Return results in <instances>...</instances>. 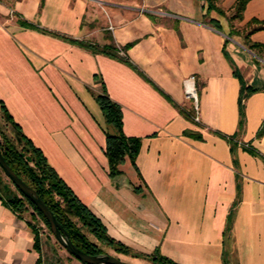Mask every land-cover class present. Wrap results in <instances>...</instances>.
I'll return each mask as SVG.
<instances>
[{
	"label": "crops",
	"instance_id": "crops-1",
	"mask_svg": "<svg viewBox=\"0 0 264 264\" xmlns=\"http://www.w3.org/2000/svg\"><path fill=\"white\" fill-rule=\"evenodd\" d=\"M89 1L0 0V99L115 239L182 264H224L225 252L230 264H264V157L249 148L264 154V55L230 35L217 11L220 27L209 22L201 0H97L104 27ZM20 17L79 39H112L132 65ZM252 18L264 21V0H249L239 24ZM251 39L264 44V28ZM96 74L121 104L124 132L141 138L114 175ZM241 79L259 88L242 105ZM189 83L200 121L180 109L193 105ZM35 233L0 191V264H46L48 238L38 248Z\"/></svg>",
	"mask_w": 264,
	"mask_h": 264
},
{
	"label": "trees",
	"instance_id": "trees-1",
	"mask_svg": "<svg viewBox=\"0 0 264 264\" xmlns=\"http://www.w3.org/2000/svg\"><path fill=\"white\" fill-rule=\"evenodd\" d=\"M201 1L203 4H207V17L212 9H216L221 13H226L225 8L218 4L219 0ZM248 1L249 0H236L232 6V10L234 11L230 15L229 20L242 19L243 11ZM19 21L23 26L36 28L54 36L67 39L81 46L90 48L93 52H103L129 62L132 65L131 60L127 56L120 53L121 48L112 39L108 43L100 44L90 40L75 38L65 33L49 29L45 26H40L35 22L21 17L19 18ZM208 21L218 27L221 25L220 22L213 17L208 18ZM230 24L232 23L230 22ZM260 28H264V21L252 18L245 28L235 29L233 26V28L230 29L229 34L242 36L243 42L249 48L255 50L259 55L263 56L264 44L251 39L252 32ZM95 81L99 84V89L93 94L105 115V132L107 137L105 152L109 158L110 173L111 175H114L121 171L119 164L126 157H129L132 160L135 159L140 148L141 138L138 136H129L124 132L121 104L111 98L101 75L96 74ZM241 83L242 86L239 98L242 105V102L251 93L257 91L259 88H256L251 84H247L244 79H241ZM0 108L2 117L10 121L15 129V133L13 135H8L3 132L0 127V147L5 159L24 180H26L39 192L40 196L53 209L57 218L67 228L75 244L91 254L107 252L104 248V246H107L117 252L145 257L151 260L152 264H182L172 260L166 255L161 254L159 249H156L151 253L137 251L111 236L104 222L81 200L72 187L50 164L41 148L34 144L32 139L23 131L20 124L13 118L11 112L7 109L1 99ZM180 109L186 117L193 119V111L190 107L183 106L180 107ZM241 114H244L242 106ZM263 133L264 120L257 135L261 136ZM219 134L229 140L234 138V134L227 135L223 132H219ZM249 148L253 153L264 157V154H261L258 150L253 147ZM15 189L16 190H13L8 183H0V191L7 201L19 213L24 215V212H26L29 207H32L48 223L36 204L28 196L21 192L17 186H15ZM33 227L36 232L35 244L36 247L40 248L41 236L39 234V230L34 224ZM89 233L94 235L97 240L91 238ZM223 259L224 264H230L229 257L226 252ZM38 264H41V262Z\"/></svg>",
	"mask_w": 264,
	"mask_h": 264
},
{
	"label": "rangeland",
	"instance_id": "rangeland-1",
	"mask_svg": "<svg viewBox=\"0 0 264 264\" xmlns=\"http://www.w3.org/2000/svg\"><path fill=\"white\" fill-rule=\"evenodd\" d=\"M9 7V18L11 20H17V18L19 17L18 11L15 8V2L13 3H8L7 4ZM93 10L96 14V18L99 20L98 24L100 25V27H104V22L102 19V15L100 14V12H103L104 15H106V11L104 10L103 4H101L100 2H97V0H90L88 2L87 5V10ZM217 11L220 15H222V20L224 21V23L228 24L229 29L233 28V26L239 29L245 28V25H240L239 24V19H234V20H229L230 19V15L232 14V12L234 10H232V8L230 9H225L226 13H221L216 9H212ZM209 13V18L212 17L211 16V12ZM100 11V12H99ZM107 16V15H106ZM217 19V18H215ZM83 20L87 21L86 18H84ZM218 21H220V19H217ZM230 22L232 24H230ZM102 31H106L107 30H102ZM239 36V35H237ZM240 38L242 39V36H240ZM95 42H98L95 40H93ZM190 107V106H189ZM191 110L193 111V113L195 112V108H194V102L193 105H191ZM1 110H0V127L2 128L3 132H5L8 135H13L15 133V129L13 127V125L11 124L10 121H8L6 118L2 117L1 114ZM0 177H1V181L0 183H8L13 190L15 189V184L12 182V180L4 173L2 167L0 166ZM27 216H29L31 219H35V218H42V216L32 207H29L28 210L26 212H24ZM43 219V218H42ZM45 236V235H44ZM89 236L95 240H97L95 238L94 235H92L91 233H89ZM47 242L45 244V254H46V264H83L81 262L80 259H78L76 256H74L73 254H71L54 236L53 232L51 235L47 236ZM104 246V245H102ZM105 250L109 253L112 254H116L118 255L114 249L104 246ZM149 261V264H152L151 260L147 259Z\"/></svg>",
	"mask_w": 264,
	"mask_h": 264
},
{
	"label": "water",
	"instance_id": "water-1",
	"mask_svg": "<svg viewBox=\"0 0 264 264\" xmlns=\"http://www.w3.org/2000/svg\"><path fill=\"white\" fill-rule=\"evenodd\" d=\"M0 166L4 173L12 180V182L28 196L40 209L44 217L48 221L51 231L56 239L74 256L86 264H130L123 260L120 256L109 252H100L91 254L80 248L72 240L67 228L57 218L53 209L40 196L39 192L24 180L7 162L0 147Z\"/></svg>",
	"mask_w": 264,
	"mask_h": 264
},
{
	"label": "built area",
	"instance_id": "built-area-1",
	"mask_svg": "<svg viewBox=\"0 0 264 264\" xmlns=\"http://www.w3.org/2000/svg\"><path fill=\"white\" fill-rule=\"evenodd\" d=\"M112 27V26H111ZM188 88H187V94L189 96H191L194 100V108H195V112L193 113V119L195 121H200V116H199V105H198V96H197V92L195 89V86L191 83L188 84ZM31 221L33 222V224L37 227V229L39 230V234L42 237L48 236L52 234V231L50 229L49 224L42 218H35V219H31ZM45 235V236H44Z\"/></svg>",
	"mask_w": 264,
	"mask_h": 264
}]
</instances>
